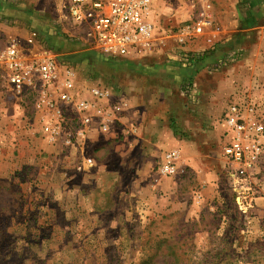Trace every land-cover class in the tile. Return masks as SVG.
<instances>
[{"label": "rangeland", "instance_id": "obj_1", "mask_svg": "<svg viewBox=\"0 0 264 264\" xmlns=\"http://www.w3.org/2000/svg\"><path fill=\"white\" fill-rule=\"evenodd\" d=\"M200 3L156 0L151 51L160 46L183 53L170 40H160L162 30L188 21ZM54 5L55 0H0V28H11L0 32V43L24 44L35 35L61 58L94 52L71 45ZM234 6L236 31L252 28L247 34H253L264 26V0H221L218 11ZM243 50L220 66L243 62ZM254 59L251 75L241 74L240 88L216 100L215 137L207 132L188 138L186 132L170 131L182 127L172 116L190 115L168 75L158 71L141 77L109 57L77 56L71 64L81 80L92 74L115 88L133 78L145 84L144 91L131 84L123 89L141 111L137 131L127 120L125 132L115 127L109 134L93 131L85 150L91 164L82 163L78 153L47 145L29 109L2 93L10 103L0 107V264H264V133L246 139L247 145L258 144L259 154L241 180L227 175L221 156L222 127L232 103L240 105L246 119L264 125V66ZM205 89L214 106L212 89ZM155 117L161 118L156 129L148 120ZM182 140L190 143L181 148ZM172 148L179 155L176 173L166 176L158 166Z\"/></svg>", "mask_w": 264, "mask_h": 264}, {"label": "built area", "instance_id": "obj_2", "mask_svg": "<svg viewBox=\"0 0 264 264\" xmlns=\"http://www.w3.org/2000/svg\"><path fill=\"white\" fill-rule=\"evenodd\" d=\"M54 7L57 20L77 30L80 45L102 56L116 59L146 53L156 42L150 19L152 0H55ZM213 24L211 5L206 2L179 27L163 29L160 40L184 49ZM95 78L91 74L81 80L76 66L35 35L24 44L13 39L0 43L1 94H12L29 109L47 145L78 153L85 164L92 162L85 154L92 132L109 134L114 127L124 131L122 120L128 106L120 90ZM224 120L221 156L230 171L227 175L237 181L246 176L259 154L258 144L247 145L246 139L262 135L264 125L246 119L238 103L228 107ZM178 157L177 150L166 151L159 172L174 175Z\"/></svg>", "mask_w": 264, "mask_h": 264}, {"label": "crops", "instance_id": "obj_3", "mask_svg": "<svg viewBox=\"0 0 264 264\" xmlns=\"http://www.w3.org/2000/svg\"><path fill=\"white\" fill-rule=\"evenodd\" d=\"M206 1L208 2V0H201L202 5L206 3ZM220 3L221 0H214L209 3L212 4L211 12L214 17L213 27L204 31L195 39V41L184 49H181L183 53L180 51L177 54H173L168 48L158 46L154 47L149 53H129L125 57L116 58L117 61H120L118 63L120 69L124 70L126 69V66H129L131 67V73H135L141 77L147 76L151 78V75H155L156 72L160 71V73L163 72L171 78L170 82L175 84V86L182 91L185 98V101L183 102L184 104L182 103V105L187 107L188 115L190 116L189 118L186 117L182 119H177L172 116V120H175L177 123L179 122L178 126L180 125L182 127L179 129L178 127L176 128V125L175 127L171 126L172 128L170 131L173 133L186 132L188 138L191 136L195 137L196 134L204 137L207 132H209L212 137H215L217 130H219L217 123L220 116V113L217 110L219 104L216 100H218V98L221 99L223 96L240 88L241 74H245L246 78L251 75L249 66L251 64L250 62L255 60L254 58L261 63L259 65L264 66V26H262L260 30H256L253 34H247V32L254 31L252 28L236 31L235 28H237L239 21L238 18L233 20L234 15L235 18L237 17V14L239 15L238 11L236 14V7L234 6V9L232 10L225 7L226 9L224 11L219 12L218 7ZM224 5L227 6V4ZM153 7H156V0H152V8ZM188 13V11L184 12V20H186ZM64 24L61 29L63 33L68 36L71 45L84 48L75 37L77 30L66 23ZM10 29L11 28L4 26L3 28H0V32L5 31L6 33ZM236 48L244 49V61L241 63H237V61L234 63L230 62V64L227 65V68L221 67L220 64H225L227 62L226 59L229 61L231 60V57L234 58L232 54H235V50H237ZM85 50L87 51L89 49ZM84 52L85 51H81L78 55H81V53ZM185 54L187 58H184ZM221 58H224L222 59L224 62L220 61ZM62 59L64 60V58ZM115 70H118V67H116ZM132 76L135 77L134 74ZM133 79L134 82L130 83L132 89L134 87L137 91H144L145 84H143V81L141 79ZM202 79L206 81L204 84L202 83ZM120 84L122 86L119 85V87L116 88L121 91L122 95L127 100L123 89L128 90L130 84L124 82ZM206 87L213 91L211 98L214 106L209 104V98L206 96L208 94L205 92ZM224 91L226 93H222ZM4 100L5 97L3 98L0 92V107L6 106L10 103ZM137 106L138 105H135L134 101L131 103V100H129L122 120L123 125L125 120L134 125V130L132 132L137 131L138 128L136 113H140L141 111H136ZM191 108L192 110H190ZM130 111L132 112L131 115L129 113ZM148 120L150 121V124H153V128H155L158 127L157 122H159L161 118L155 117ZM195 122L198 124L196 125ZM116 129L119 130L118 128ZM222 130H226V127L224 126V129L222 127ZM159 132L156 133L155 136L159 137ZM221 132V134H223V131ZM189 134H191V136H189ZM186 143L190 142H188V140H182V142H178L177 146L179 145L183 148L187 145ZM170 150L177 149L172 148Z\"/></svg>", "mask_w": 264, "mask_h": 264}, {"label": "trees", "instance_id": "obj_4", "mask_svg": "<svg viewBox=\"0 0 264 264\" xmlns=\"http://www.w3.org/2000/svg\"><path fill=\"white\" fill-rule=\"evenodd\" d=\"M97 55V56H99L100 54H98V53H96L95 51L94 52H90V53H88V52H84V53H81V55H73L71 58H65L64 57V60L65 61H74L75 60V58H77V56L78 57H85V56H92V55ZM112 61H115L116 63H119L120 61H117L116 59H113Z\"/></svg>", "mask_w": 264, "mask_h": 264}]
</instances>
